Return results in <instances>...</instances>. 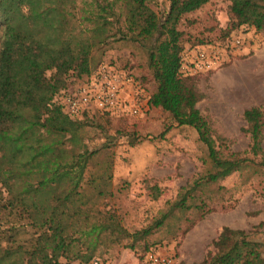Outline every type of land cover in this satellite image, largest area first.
Masks as SVG:
<instances>
[{"label": "trees", "instance_id": "1", "mask_svg": "<svg viewBox=\"0 0 264 264\" xmlns=\"http://www.w3.org/2000/svg\"><path fill=\"white\" fill-rule=\"evenodd\" d=\"M153 1L0 0V264H29L52 229L62 242L58 264H85L95 257L108 263L101 255L115 249L139 248L147 256L149 238L176 213L208 212L201 187L248 169L264 171L262 161L218 160L200 136L207 148L206 173L182 188L150 225L131 233L106 209L114 153L106 144L89 148L84 129L105 131L112 114L86 110L71 117L57 100L98 71L112 44H129L145 54L154 85L149 107L185 123L203 94L195 83L198 74L179 72L182 53L187 42L206 45L193 36L196 20L189 15L211 0H166L160 11ZM227 1L229 20L219 30L226 47L242 28L264 37V0ZM251 114L262 120L264 111L253 107ZM151 196H160L156 187ZM195 264H264V222L248 231L223 227Z\"/></svg>", "mask_w": 264, "mask_h": 264}, {"label": "rangeland", "instance_id": "2", "mask_svg": "<svg viewBox=\"0 0 264 264\" xmlns=\"http://www.w3.org/2000/svg\"><path fill=\"white\" fill-rule=\"evenodd\" d=\"M228 5L227 0H211L189 15L196 20L190 28L193 36L202 37L206 45L187 42L185 48L193 55L205 48L217 54L221 64L197 75L195 83L203 98L182 125L147 104L154 85L143 51L116 43L103 56L101 66L114 65L117 71L130 74L141 90L135 116L127 112L112 114L110 123L102 122L105 131L84 129L89 148L95 150L106 144L114 153L113 195L103 204L131 233L150 225L182 188L206 173L207 148L199 141L200 136L218 160L264 162V115L261 120L251 114L253 107L264 111V37L252 28H242L236 32L241 45L227 48L219 30L228 23ZM164 7L166 0L153 1L156 11ZM134 77L145 79L144 85ZM130 92L125 95L129 101L133 96ZM122 115L127 118L118 119ZM133 137L136 141L130 147ZM154 187L160 194L156 200L151 196ZM200 194L207 200L208 212L202 217L193 210L176 213L149 238L154 255L170 259L171 264L199 263L223 227L248 231L264 222V171L234 173L201 187ZM61 250L60 233L52 229L41 237L29 264H58ZM116 250L101 257L107 258L108 264H151L145 254L142 257V249Z\"/></svg>", "mask_w": 264, "mask_h": 264}, {"label": "built area", "instance_id": "3", "mask_svg": "<svg viewBox=\"0 0 264 264\" xmlns=\"http://www.w3.org/2000/svg\"><path fill=\"white\" fill-rule=\"evenodd\" d=\"M238 34L231 35V40L227 42V48H236L241 45ZM190 51V49H186L182 53L179 72L184 76L206 73L215 70L221 64L219 56L205 48L198 49L194 55L190 54ZM129 92L135 96L134 98L131 96L130 101L125 98ZM140 94L141 90L134 84L132 78L109 65H102L87 81L76 86L73 90L64 92L57 101L63 112L71 117H78L86 110H99L109 114L127 112L135 116L139 112L138 98ZM147 260L151 264H171L170 259L153 253L147 254ZM85 264L108 263L95 257Z\"/></svg>", "mask_w": 264, "mask_h": 264}]
</instances>
